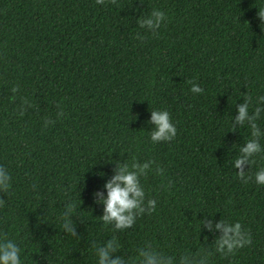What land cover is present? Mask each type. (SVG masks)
Wrapping results in <instances>:
<instances>
[{"label": "trees", "instance_id": "obj_1", "mask_svg": "<svg viewBox=\"0 0 264 264\" xmlns=\"http://www.w3.org/2000/svg\"><path fill=\"white\" fill-rule=\"evenodd\" d=\"M153 10L167 17L156 32L137 23ZM262 10L264 0H0V167L11 176L0 243H16L22 264H97L113 238L128 264L145 247L177 261L211 251L209 264H264L254 179L264 152L246 179L233 167L251 138L236 107H264ZM152 110L169 112L171 142H151ZM150 160L140 180L155 211L124 231L105 225L93 194L115 163ZM220 219L239 222L251 244L215 253L219 233L204 225Z\"/></svg>", "mask_w": 264, "mask_h": 264}, {"label": "clouds", "instance_id": "obj_2", "mask_svg": "<svg viewBox=\"0 0 264 264\" xmlns=\"http://www.w3.org/2000/svg\"><path fill=\"white\" fill-rule=\"evenodd\" d=\"M98 3H103V0H97ZM258 17L261 20V31L264 29V10ZM166 14L160 10H153L146 17H138L137 23L139 27L145 28L151 32H156L166 21ZM264 32V31H262ZM15 91V89H13ZM190 91L193 94H200L203 89L192 84ZM261 105H264V97L259 98ZM250 99L244 100L236 107V115L234 124L245 125L250 128L251 138L248 139L242 147L239 148V155L234 159L233 167L238 169V176L241 179H246V171L244 166L250 167L254 161L253 157L264 152L259 142L261 137H264V129L258 126L257 121L264 118V107H256L250 114L249 112ZM23 113H21L22 115ZM51 121H45V126ZM150 124V140L153 144L161 142H171L177 135V128L172 122L170 114L166 110L150 111V119L147 121ZM114 174L110 180L105 181L103 188L104 193H94L95 202L103 205V212L100 219L105 225H112L116 231H124L131 228L136 218L145 213L155 211L157 201L149 199L146 201L144 187L141 184L140 177L145 175L147 170L152 166L153 161H147L140 164L133 162L131 165L124 162L115 163ZM156 171L161 173L162 170L157 168ZM101 177L104 173L99 174ZM255 183L258 186H264V168L255 174ZM11 183L9 172L0 167V192H7ZM4 204L0 200V207ZM71 208L66 213L70 214ZM64 219V217H61ZM199 222V231L201 224ZM62 227L74 234L68 222H65ZM204 228L209 233H219L215 237L212 245L214 251L221 256L232 255L236 250L251 244L250 235L242 229L239 222L229 223L226 220L220 219L212 224L211 220L204 225ZM119 245L115 238L109 240L103 247L96 250L97 264H128V262L120 256H113ZM212 255L211 251L205 252L199 259L191 255H181L177 260L173 257H166L154 251L150 247H145L139 250L137 261L134 264H209V258ZM0 264H22L21 249L16 243L9 240L0 243Z\"/></svg>", "mask_w": 264, "mask_h": 264}]
</instances>
